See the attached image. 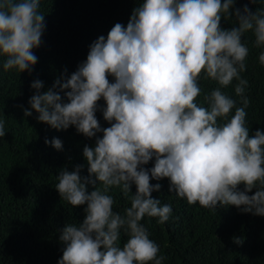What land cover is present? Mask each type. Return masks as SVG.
<instances>
[{
	"label": "clouds",
	"instance_id": "obj_1",
	"mask_svg": "<svg viewBox=\"0 0 264 264\" xmlns=\"http://www.w3.org/2000/svg\"><path fill=\"white\" fill-rule=\"evenodd\" d=\"M235 3L143 0L126 26L116 23L107 38L101 35L89 46L86 60L70 76L62 74L43 92V81L30 84L34 94L25 117L35 112L38 123L56 130L71 126L96 138L94 146L83 148L87 177L80 175L83 165L62 168L56 177L61 199L72 207L86 205L82 223H66L60 230L58 264H163L166 257L141 223L148 217L163 224L172 214L170 204L152 196L162 187L153 180L167 179L168 191L190 205L214 212L233 206L264 217V130L250 135L248 81L241 78L249 55L244 35L251 32L255 47L264 46V8L233 11ZM40 5L41 0H0L5 72L30 74L37 63L33 50L46 28ZM233 17L236 26L221 27L222 18ZM259 61L264 64V51ZM201 79L218 85L203 94L204 104L198 102ZM234 80L242 106L223 91ZM101 100L106 128L96 118ZM5 134L0 118V138ZM49 143L62 150L60 139H45ZM112 188L129 197L123 215L113 211ZM121 230L127 234L122 246Z\"/></svg>",
	"mask_w": 264,
	"mask_h": 264
},
{
	"label": "trees",
	"instance_id": "obj_2",
	"mask_svg": "<svg viewBox=\"0 0 264 264\" xmlns=\"http://www.w3.org/2000/svg\"><path fill=\"white\" fill-rule=\"evenodd\" d=\"M143 0H41L40 10L45 14L46 28L40 47L34 49L38 57L33 70L18 73L3 70L0 58V118L5 119L6 134L0 138V264H58L63 245L60 230L66 223H82L85 206L72 207L61 199L55 185L59 170H74L83 165L81 177L88 176V165L83 158L85 145L94 146L95 137L85 138L74 127L56 130L38 123L33 112L25 117L24 110L34 94L30 84L39 79L49 89L62 74L70 76L87 58L89 46L101 35L107 38L110 29L120 23L127 25L132 10ZM247 5L251 10L264 8V0L249 4L236 0L235 9ZM236 26L235 18L221 20V27ZM249 48L245 60L246 70L241 78L248 81L245 96L249 103L246 123L250 135L257 128L264 130V64L259 55L264 46L255 47L254 35L249 32L242 38ZM66 70V72H65ZM111 80L112 78L109 77ZM202 95L218 87L215 82L201 79ZM233 81L223 91L240 104ZM207 106V105H204ZM104 101L98 102L96 118L101 128L110 126L103 119ZM234 114V110H233ZM102 138V133L97 134ZM58 138L62 150L57 151L45 139ZM154 161L146 168L150 169ZM162 185L153 192L161 204H170L172 214L163 224L157 218L145 217L141 221L166 257L163 264H264V217L242 213L233 206L217 207L211 211L168 191L169 181H152ZM243 185L239 190H243ZM93 187L88 186V192ZM253 192L249 195L254 194ZM135 193V186L132 187ZM115 204L113 211L123 215L130 206L128 196L119 188L109 190ZM234 238H242L237 245ZM127 240L121 230L120 245Z\"/></svg>",
	"mask_w": 264,
	"mask_h": 264
}]
</instances>
